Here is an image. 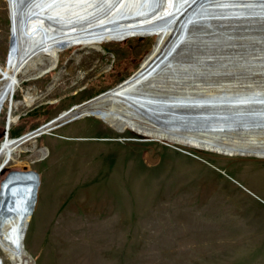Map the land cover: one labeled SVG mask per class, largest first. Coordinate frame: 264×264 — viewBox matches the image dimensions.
Masks as SVG:
<instances>
[{
    "label": "rangeland",
    "instance_id": "1",
    "mask_svg": "<svg viewBox=\"0 0 264 264\" xmlns=\"http://www.w3.org/2000/svg\"><path fill=\"white\" fill-rule=\"evenodd\" d=\"M9 41L0 0L1 66ZM154 43L72 47L49 73L19 74L13 101L27 89L36 99L13 110L20 125L9 138L128 79ZM5 168L0 192L8 171L38 175L19 186L37 191L24 239L31 264H264V159L147 141L84 117L24 143Z\"/></svg>",
    "mask_w": 264,
    "mask_h": 264
},
{
    "label": "water",
    "instance_id": "2",
    "mask_svg": "<svg viewBox=\"0 0 264 264\" xmlns=\"http://www.w3.org/2000/svg\"><path fill=\"white\" fill-rule=\"evenodd\" d=\"M118 1L115 0L113 5ZM173 1H180L179 6L186 5L176 10V15L170 20L173 34L167 44L160 47L158 38L155 37L152 49H155L154 54L147 58L144 66L141 65L128 79L73 106L65 114L73 109L102 102L101 105H96L90 116H99L100 120L112 117L120 121L116 125L118 131H124L127 126L131 132L145 137L147 141L170 144L175 142L174 139H183L196 142L205 151L224 156H264V69L260 68L264 66V61L261 63L264 60V36L259 35L264 32V21L249 20L258 18L257 13H262L260 17H264V0ZM34 2L25 0L14 6L16 17L15 14L11 17L7 66H18L47 41L44 35L47 32L43 30V39L39 42H26L21 39L26 35L31 18L45 17L40 13L48 6L30 13L35 7ZM151 4L150 2L151 9L144 16L164 6L163 2ZM235 9L239 10L233 11ZM139 16L121 18L118 21L136 19ZM241 18L249 21L236 22ZM195 22L197 23L192 24ZM50 24L61 29L56 30L47 25L54 32L48 39L56 38L63 34L64 29L73 26ZM161 24L163 23L151 28L158 30ZM0 75V81L5 79L1 71ZM135 79H139L142 85L135 89L132 85L128 92L121 90L124 94H117L118 99L114 101L109 97L116 95L112 94L113 91ZM14 83L12 79L7 82L6 90L9 92L11 89L8 93L10 96ZM8 94L0 95V109ZM112 101L120 108L110 110L108 102ZM64 115L55 117L19 137L9 138V145L18 147L83 117L78 114L50 127ZM184 133H190L192 137L183 135ZM0 138L1 154V143L6 142L8 136L3 131ZM8 161L0 165V175L7 171L5 165ZM26 179L37 181L38 175L26 168L8 171L1 182L3 192H0V227L8 222L9 228L5 234L11 237L13 232L18 233L16 244L19 250L22 248L21 243L28 224L25 216L32 214L37 195L36 187L30 185L26 188L29 195L25 200L19 199L21 193L17 190ZM21 203H24V210H20ZM10 223H15V226Z\"/></svg>",
    "mask_w": 264,
    "mask_h": 264
},
{
    "label": "bare ground",
    "instance_id": "3",
    "mask_svg": "<svg viewBox=\"0 0 264 264\" xmlns=\"http://www.w3.org/2000/svg\"><path fill=\"white\" fill-rule=\"evenodd\" d=\"M8 0V9H9V19H10V34H11V17L14 15V6L15 4L24 2L25 0H16L12 1ZM35 1L33 6L34 9L30 12H35L38 8L46 7L47 9L42 11L40 14L45 16L42 17H33L28 22V28L26 30V35L22 36V41L26 42H33L38 40L41 41L43 39V31H46L45 33V41L43 43L42 47H39L35 49L29 59L23 60L18 66L17 64H13L12 66H7V56H6V63L4 66V69L0 67V71L4 74L5 79L0 81V95L8 94L11 89H9L7 92V82L9 79L14 80V85L12 92L15 90V86L19 87V79L17 78L19 74H25L28 70H34L36 73L34 75H31V77L28 80L37 79L40 76L49 73L53 69L56 68L57 60H58V54L65 49H69L72 47H78V48H91L95 50H100L101 45L103 43L108 42H122L126 41L131 38H149V37H157L158 38V44L160 47H163L167 44V42L170 40L173 30L172 23H170V20L176 15L174 12L177 10L182 9L185 4L179 6V2H174L173 0H119L115 5H113L115 0H33ZM185 2V0H182ZM190 1V0H189ZM152 3L151 5H157L163 2V7H160L159 9L155 10L150 15L144 16L148 10L151 8L149 7V3ZM189 3V2H187ZM141 4L143 6L141 7ZM57 9V10H54ZM239 9H235L233 11H236ZM247 10V9H246ZM13 12V13H12ZM254 14V13H253ZM140 15L136 19L126 20V21H118L121 18H128L131 16ZM258 18L249 19L252 22L260 20V22L264 21V17H260L262 13H257ZM155 16L154 18H152ZM16 17V14L15 16ZM18 17V16H17ZM196 19V16L194 17ZM248 19L236 20V22L240 21H249ZM136 21V23H134ZM161 24V26L157 29H153L151 27H155L156 25ZM200 22H207V21H200ZM223 22V21H220ZM17 23V22H16ZM50 23H56L60 26L62 25H73L68 29H64L63 34L58 35L54 39H48L51 35H54V32H51L48 26L51 28H55L56 30H59L61 28H57L55 25H51ZM192 23V24H196ZM48 25V26H47ZM264 25V23L262 24ZM18 26V24H17ZM251 28H257V27H251ZM264 28V27H263ZM17 29V28H16ZM160 29V30H159ZM43 30V31H41ZM210 30H207L209 32ZM259 35L264 36L263 33H259ZM216 37V36H215ZM218 37V36H217ZM154 50L145 58L144 62L142 63V66L145 65L146 60L148 57L152 56L154 54ZM264 60L261 61V63ZM259 62V61H257ZM241 63V62H239ZM240 65V64H238ZM45 66V67H44ZM44 67L43 69H41ZM260 68L264 69V66H261ZM12 71H15L14 74H12ZM2 75H0V78ZM260 77V76H256ZM137 84V85H136ZM138 88L142 85V82H139V79H135L132 82L124 85L123 87L113 91L112 94L116 95H110L111 99L114 101L118 99V95H123L124 93H121V90H124V92H128L129 90ZM136 85V86H135ZM135 86V87H134ZM10 99V94L7 96V100ZM36 97H34L32 94H30L28 91L25 95H23V100L21 102H14L13 99H11V103L14 106L17 105H24V104H32L35 101ZM108 102V107L110 110L114 109L115 107H119L114 102ZM14 102V103H13ZM102 102L92 103L85 107H81L78 109H73L69 114H65L67 111H63L59 116L64 115L58 122L51 125L50 127H53L61 122L67 121L74 116H77L78 114H82V118L84 117H93L95 119L100 120L99 116H90V113H92L95 110L96 105H101ZM76 106V105H75ZM74 106V107H75ZM73 107V108H74ZM71 109V108H70ZM58 117V116H57ZM14 117L10 116V120L13 121ZM17 119V118H16ZM103 123L107 124L109 127H111L113 130H115L118 133H123L126 130H131L130 128L124 129V131H118L116 128V125L120 124V121H116L112 117H108L105 120H100ZM46 129H43V131ZM47 134V133H45ZM187 134L186 136L192 137L190 133H184L183 135ZM200 139H206V137H200ZM30 141V140H29ZM175 142H172L171 144L194 148L198 150H204L202 146L197 144L196 142H187L183 139H174ZM11 140L9 137L7 138L6 142L1 143L2 145V152L0 154V165H2L6 160H9L7 163L11 161L14 154H17L21 148V146L28 142H24L18 147H15V145H9ZM208 152V151H207ZM45 156V153L42 154V157ZM260 159H264V156L257 155L253 156ZM7 165V164H6ZM26 188L18 189L17 192L21 193L19 194V199L25 200L26 196L29 195V191H27ZM24 203L20 204L21 209ZM31 216V215H30ZM30 216H25V222H28L30 219ZM8 222H5L0 227V264H31V260L28 256V253L25 251L24 247V239H25V233L23 235L22 239V248L20 250L17 247V239L19 238L18 233L12 234L11 237L7 236L5 233L8 230ZM10 225L15 226V223ZM21 237V236H20ZM20 251V252H19Z\"/></svg>",
    "mask_w": 264,
    "mask_h": 264
},
{
    "label": "built area",
    "instance_id": "4",
    "mask_svg": "<svg viewBox=\"0 0 264 264\" xmlns=\"http://www.w3.org/2000/svg\"><path fill=\"white\" fill-rule=\"evenodd\" d=\"M18 89V87L15 86V90L13 91V93L10 96V99L7 100V98L3 101L2 107L0 109V114L1 111L4 107V109L6 110L5 112V118H4V124H3V128L5 130V133H8V129H10V127L13 125L14 121L10 120V116H12L13 110H12V106H11V99L13 98L14 93L16 92V90ZM17 120L19 117H16Z\"/></svg>",
    "mask_w": 264,
    "mask_h": 264
},
{
    "label": "crops",
    "instance_id": "5",
    "mask_svg": "<svg viewBox=\"0 0 264 264\" xmlns=\"http://www.w3.org/2000/svg\"><path fill=\"white\" fill-rule=\"evenodd\" d=\"M4 66H5V61H4V65H3V66H1V64H0V67H1L2 69H4ZM31 71H32V70H31ZM31 71H27V72L25 73V74H27L26 79H27V78L29 79V78L31 77V75H32V74H31ZM32 72H35V73H36V71H34V70H33ZM35 73H34V74H35ZM25 74H22V75H25ZM19 82H20V80H19ZM29 93H30V92H29ZM13 103H14V102H13ZM32 105H33V104H32ZM32 105H31V106H32ZM17 106H18V105H17ZM20 106H23V105H20ZM31 106H30V107H31ZM13 108H14V107H13ZM14 109H16V108H14ZM14 124H15V125H14ZM13 125H14L13 128L10 129V130H17L16 127H18V126L20 125V123H19V121L17 120L16 123H15V122L13 123ZM23 125H25V124H23ZM1 129L3 130L2 127H1ZM1 132H2V131H1ZM20 135H21V134H15V135L11 136V138H16V137H19ZM8 136H9V134H8Z\"/></svg>",
    "mask_w": 264,
    "mask_h": 264
},
{
    "label": "flooded vegetation",
    "instance_id": "6",
    "mask_svg": "<svg viewBox=\"0 0 264 264\" xmlns=\"http://www.w3.org/2000/svg\"><path fill=\"white\" fill-rule=\"evenodd\" d=\"M47 74V73H46ZM24 82V81H23ZM26 82V81H25ZM29 91L30 92V89H27L25 90V92ZM20 118V117H19ZM2 134V132H0V135Z\"/></svg>",
    "mask_w": 264,
    "mask_h": 264
}]
</instances>
